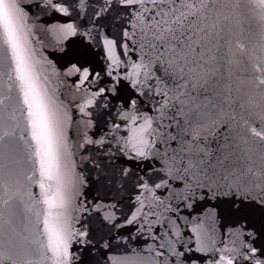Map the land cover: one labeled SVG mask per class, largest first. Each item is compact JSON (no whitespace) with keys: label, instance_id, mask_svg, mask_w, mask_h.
I'll use <instances>...</instances> for the list:
<instances>
[{"label":"snow or ice","instance_id":"obj_1","mask_svg":"<svg viewBox=\"0 0 264 264\" xmlns=\"http://www.w3.org/2000/svg\"><path fill=\"white\" fill-rule=\"evenodd\" d=\"M0 264H264V0H0Z\"/></svg>","mask_w":264,"mask_h":264},{"label":"water","instance_id":"obj_2","mask_svg":"<svg viewBox=\"0 0 264 264\" xmlns=\"http://www.w3.org/2000/svg\"><path fill=\"white\" fill-rule=\"evenodd\" d=\"M37 35L39 37V42L36 43V47L38 49L42 48L44 55H46L50 59L55 60L58 55L53 51V47L55 45V37L46 33L43 30H39L37 32Z\"/></svg>","mask_w":264,"mask_h":264}]
</instances>
